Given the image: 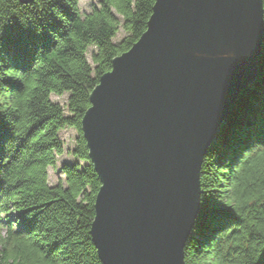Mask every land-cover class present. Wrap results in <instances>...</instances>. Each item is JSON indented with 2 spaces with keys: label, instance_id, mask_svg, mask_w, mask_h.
I'll use <instances>...</instances> for the list:
<instances>
[{
  "label": "trees",
  "instance_id": "obj_1",
  "mask_svg": "<svg viewBox=\"0 0 264 264\" xmlns=\"http://www.w3.org/2000/svg\"><path fill=\"white\" fill-rule=\"evenodd\" d=\"M154 3L99 0L82 14L78 0H0V264H102L90 236L100 180L81 120ZM256 66L204 155L185 264H264V33ZM65 128L77 132L73 162L51 185Z\"/></svg>",
  "mask_w": 264,
  "mask_h": 264
},
{
  "label": "water",
  "instance_id": "obj_2",
  "mask_svg": "<svg viewBox=\"0 0 264 264\" xmlns=\"http://www.w3.org/2000/svg\"><path fill=\"white\" fill-rule=\"evenodd\" d=\"M263 33L262 0H155L100 76L81 132L100 180L90 236L102 264H185L204 155L256 78Z\"/></svg>",
  "mask_w": 264,
  "mask_h": 264
},
{
  "label": "rangeland",
  "instance_id": "obj_3",
  "mask_svg": "<svg viewBox=\"0 0 264 264\" xmlns=\"http://www.w3.org/2000/svg\"><path fill=\"white\" fill-rule=\"evenodd\" d=\"M99 0H78L79 4V9L82 14L87 13L93 5H96ZM124 33L122 32L121 29L117 32L114 41H118ZM94 48L89 47L87 51V59L90 61V54ZM51 100L54 102H58L61 106H65V101H66V95L62 96H56V95H51L50 96ZM77 132L73 128H65L59 132V137L63 142V147H64V152L57 157V161L54 167L48 168V182L49 184H55L58 179H60V173H59V168L62 163H72L73 158L69 154L68 151H70L74 144H75V139H76Z\"/></svg>",
  "mask_w": 264,
  "mask_h": 264
}]
</instances>
